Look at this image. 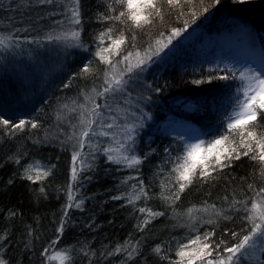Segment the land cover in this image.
I'll list each match as a JSON object with an SVG mask.
<instances>
[{
  "label": "trees",
  "instance_id": "16d2710c",
  "mask_svg": "<svg viewBox=\"0 0 264 264\" xmlns=\"http://www.w3.org/2000/svg\"><path fill=\"white\" fill-rule=\"evenodd\" d=\"M72 6L73 0H0V38L23 47V55L55 63L48 81L39 76L27 82L30 75L21 70L29 64L27 59L0 56L5 58L0 63V118L12 122L0 124V259L6 264H67L47 257L69 250L71 264H175L174 240L182 235L202 237L214 230L213 239L234 243L228 230L240 232L249 225L243 207L233 208L231 202L253 196L249 184L256 190L264 185L261 165L242 157L233 167L213 173L214 179L193 177L180 198L173 200L178 184L172 168L185 143L158 130L173 115L197 126L206 142L226 133L240 84L236 74L216 65L210 54L224 48V40L234 34L250 33L264 49V0H180L179 6L157 0L160 15L149 17L150 24L141 22L142 27L131 21L102 20V15L125 11L114 0H80V25L70 21ZM109 27L114 30L113 38L126 37L120 55L110 57L113 62L128 51L139 55L130 60L132 71L124 74L125 91L97 95L94 100L101 105L104 122L115 114L119 122L143 124L134 146L141 163L133 167L112 163L99 150L118 146L110 137L92 136L93 147L85 142L82 149L75 147V139L69 140L78 132L81 116L73 109L95 95L93 89L102 91L103 72L109 66L96 55L101 47L97 36ZM176 28L181 29L180 35L168 43V35ZM73 31L79 32L78 41L71 39ZM66 33L64 39L48 38ZM66 41L67 45L62 43ZM160 45L170 51L161 65L162 74L155 76L145 67L155 59ZM146 57L151 58L137 68V60ZM43 66H35L38 73ZM85 67L90 71L83 72ZM124 67L121 63L117 71ZM225 75L236 78H218ZM188 102L195 107L193 112L185 109ZM145 114L150 119H141ZM21 120L29 123L22 129L12 127ZM259 123L264 125V120ZM112 131L117 141L123 138L119 128ZM262 131L257 128V135ZM233 139L238 143V138ZM74 151H80L81 160L90 165L80 170L77 164L75 181ZM34 164L50 170V175L36 182L26 179L25 169ZM141 188L147 197L140 194ZM69 190L76 197L73 203L83 201L80 207L65 208ZM212 205L230 218L217 217ZM142 207L163 215L143 224L147 213L139 211ZM136 242L138 249L132 258L127 251H115L117 246H136ZM157 246L159 253L154 251ZM45 249H49L47 255L42 254ZM241 264H264V245L258 242L249 249Z\"/></svg>",
  "mask_w": 264,
  "mask_h": 264
},
{
  "label": "snow or ice",
  "instance_id": "6c2138e0",
  "mask_svg": "<svg viewBox=\"0 0 264 264\" xmlns=\"http://www.w3.org/2000/svg\"><path fill=\"white\" fill-rule=\"evenodd\" d=\"M51 3V0H47ZM169 6H179L180 0H166ZM239 3H245L246 0H238ZM80 0H73V6L70 9L71 18L70 21L73 24L80 25ZM115 4H119L125 8V11H120L117 15H102V20H116L121 23L131 21L136 27H142V23L150 24L149 17L159 16L160 9L157 6V0H114ZM215 3H219V0H215ZM110 11H115L112 5H109ZM208 9L205 8L204 11ZM123 18V19H122ZM194 22V21H193ZM113 28L109 27L106 31L100 33L97 39L101 44H104L105 39L111 41V44L107 47H99L96 55L100 57V60L106 63L109 67L104 70L103 77L104 83L102 85V91H96V95L107 97L108 94L116 95L117 93L124 92L127 86V81L124 79V74L132 71L131 58L139 53L128 51L120 60H113L111 56H119L121 45L125 43L126 37L120 34L118 37L113 38ZM181 29L176 28L168 35V43L171 42L174 36L180 35ZM48 37L49 39H64L67 37ZM73 40L79 38V32H71ZM157 43H160L157 41ZM0 46L9 47L10 44H5L3 39H0ZM151 48V45H149ZM158 51V50H157ZM108 53L109 56L104 54ZM147 56V53H145ZM143 60L138 59L136 67L139 68L143 64ZM123 63L125 67L122 70L117 71L119 65ZM90 68L85 67L83 72L87 73ZM219 79L228 80L229 78L235 79L236 77L229 75L218 77ZM239 79L241 80V86L237 88L239 94L235 100L233 112L227 118L226 133L222 134L218 138H214L207 142L205 146L204 141H200L196 144H188L185 146L184 153L175 158L176 163L172 168V172L176 174L175 179L178 184L177 191L173 194L172 199L178 200L179 193L183 192L187 184H191L193 177L207 180L214 179L213 173L222 172L226 168L234 166V161H239L242 157H247L252 161H256L261 165V175L264 176V131L258 136L256 133L257 128H264V125L259 121L264 120V72H258L255 69L247 70V74L244 71L240 72ZM199 83V81H197ZM88 99L92 100V107L89 110L87 118L83 117L81 113V119L79 122V131L74 132L69 140L75 139V147L83 148L85 142H89V146L93 147L90 143L92 136H104L110 137L114 142H117L116 148L107 147L99 149L103 151L107 159L115 164H123L127 167H133L141 163V158L135 155V142L136 136L140 127H143L141 123L139 127L137 124H126L119 122V117L115 114L110 115L109 121L104 122V113L100 111L101 105L95 103L93 97L89 96ZM105 108H109L108 105H104ZM75 109H73L74 111ZM109 112L112 109L109 108ZM150 119V116L145 114L141 119ZM12 122L0 118V124L5 126L10 125ZM26 121L21 120L18 124H13L12 127L16 129H22L25 127ZM95 125V127H93ZM36 127L35 124L31 125ZM119 128L123 133V138L117 141V134L115 130ZM230 137L238 138L237 140H230ZM227 142V144H226ZM236 144V146H233ZM203 152L204 155L199 154ZM131 153V154H130ZM82 153L80 151L73 152V168L72 179H77V164L79 163L80 170L90 167L85 165V161L81 160ZM91 155V153H89ZM18 162V161H17ZM50 175V170H43L37 165H32L25 169V178L36 182L46 178ZM183 181V182H181ZM248 188L254 193L253 196L244 200H233L231 207L235 208L237 204L241 205L245 211L244 220L249 227L247 229L242 228L240 232L234 230H228L235 242L229 244L223 239H213L216 236L215 231L206 232L201 235H196L194 239H191L188 244H181L176 255L179 260L175 264H185V257H187L186 264H196V261H200L201 264H241V261L248 254L249 249H253L257 246V243L264 245V185L259 190H256L253 185L249 184ZM71 189V185H69ZM44 191L43 188L40 189ZM140 194L147 197V192L143 188L140 189ZM69 203L65 205V208L80 207L83 201L73 203L76 197L74 192L69 190ZM120 197H114L119 199ZM139 199V195L136 196ZM132 202L131 200L129 201ZM213 213L217 217H223L229 219L230 217L224 213L222 209H217L215 205L211 206ZM141 213H147V217L143 220V224L148 223V218H154L163 213L153 212L150 208H140ZM207 212L208 208L202 209ZM191 210H189V215ZM67 211H65V216ZM211 222V221H209ZM139 227V225H138ZM63 223L61 224L58 232L63 233ZM58 239L53 241L52 244H57ZM138 243L136 246L121 245L117 246L116 252L127 251L128 257L132 258L133 254L138 249ZM195 247H190V246ZM52 245H49V249ZM49 249L44 250V255H47ZM190 249V250H189ZM157 253L160 252L159 246L154 249ZM215 253V255H213ZM61 258L62 262L71 264L72 257L69 250L63 252H57L55 255L48 256L50 260ZM211 257V258H209ZM0 264H6V261L0 259Z\"/></svg>",
  "mask_w": 264,
  "mask_h": 264
},
{
  "label": "rangeland",
  "instance_id": "374dc122",
  "mask_svg": "<svg viewBox=\"0 0 264 264\" xmlns=\"http://www.w3.org/2000/svg\"><path fill=\"white\" fill-rule=\"evenodd\" d=\"M195 34L196 33H194L192 36H194ZM4 41H5V44L8 43V41L6 40ZM68 42L69 41L62 42V43L67 45ZM9 44H10L9 47L0 46V56L1 54H4L6 55V57L13 56V57H17V59L19 58L27 59L25 61L29 64L26 66V68L21 69L23 71H26V73H29L30 75V77L27 78V82H30L31 79L38 80L39 76H42L43 78L42 80L48 81L50 75L52 74L53 68L55 67V63L52 60H50L51 62L49 60L41 61L39 59L31 57V54L29 53H26L23 55V47H20V46L18 47L17 45L13 46V44L11 43ZM110 44H111V41L108 39H105L104 44H101L100 46L107 47ZM17 47L22 49V51L18 49ZM63 47L64 46L60 48L61 52L64 51ZM157 50H156V53L154 54L156 56L155 59L151 62L148 68L145 67V70H147L152 75L160 76L163 72V69H161L162 67L161 65H163L165 58L169 54L170 50L167 47L161 46V45L157 46ZM104 55L106 57L109 56L108 53H105ZM210 55H214V60H215L216 65L229 68L236 74L240 86L242 83L241 80L239 79L241 71H244L246 74H247V70L249 69H255L258 72H264V49L260 45H256V42L254 41V37L250 33L248 35H243L242 37H240L237 34L229 36L227 39L224 40V48L218 47V49L215 50V52ZM150 58H147L143 63L146 64L148 60H150ZM4 59L5 58L0 57V63L5 62ZM41 65H45V66L40 68L41 73H38L35 66L39 67ZM0 74H2L1 69H0ZM96 96L97 95L95 93V95H92L91 97L95 98ZM91 107H92V100L86 98L84 99L83 103L77 105L74 112L79 111L83 113L84 118H87ZM184 107L188 112H193V110L195 109V107L192 105L191 102L186 103ZM81 118L82 117L80 116V119ZM75 130H76V127H75ZM77 131H79V127ZM158 131L163 135H167L170 137L183 140V142L185 143V146L188 144H196V143H199L200 141H204L205 146L207 144L206 139H204V134L197 126L187 125L183 120L173 115H169L167 117V120L162 123ZM75 145H76V142H75ZM184 149L181 155L184 153ZM199 155L203 156L204 153L201 152ZM195 237L196 235H182L180 237L175 238L174 240V243L176 246L175 247V262L179 260V257L176 255V253L180 245L188 244L189 241L191 239H194ZM190 247H195V246L193 245ZM57 260L61 261V258L57 257ZM186 261H187V257H185V264H186Z\"/></svg>",
  "mask_w": 264,
  "mask_h": 264
}]
</instances>
